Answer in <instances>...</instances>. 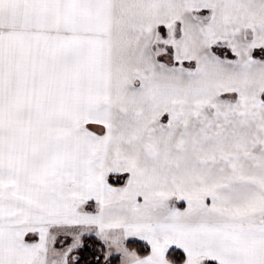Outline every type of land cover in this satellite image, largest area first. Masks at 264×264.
I'll list each match as a JSON object with an SVG mask.
<instances>
[{
	"label": "snow or ice",
	"instance_id": "snow-or-ice-1",
	"mask_svg": "<svg viewBox=\"0 0 264 264\" xmlns=\"http://www.w3.org/2000/svg\"><path fill=\"white\" fill-rule=\"evenodd\" d=\"M0 264H264V0H0Z\"/></svg>",
	"mask_w": 264,
	"mask_h": 264
}]
</instances>
